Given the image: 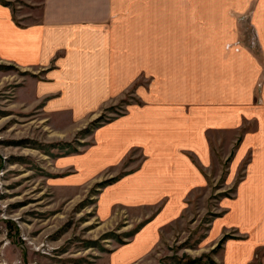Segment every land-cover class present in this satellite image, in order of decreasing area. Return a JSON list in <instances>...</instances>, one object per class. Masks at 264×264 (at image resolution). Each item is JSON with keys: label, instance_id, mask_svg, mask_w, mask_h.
Returning a JSON list of instances; mask_svg holds the SVG:
<instances>
[{"label": "crops", "instance_id": "0c3cea01", "mask_svg": "<svg viewBox=\"0 0 264 264\" xmlns=\"http://www.w3.org/2000/svg\"><path fill=\"white\" fill-rule=\"evenodd\" d=\"M238 1L43 0L39 21L23 27L0 4V59L37 68L34 99L71 122L133 87L137 100L95 131L100 165L141 151L115 200L164 199L162 214L176 216L192 194L222 185L201 247L227 235L213 253L218 264H264V0L253 17L258 63L245 49L215 46L203 27L232 21L253 0ZM92 166L83 165L87 176Z\"/></svg>", "mask_w": 264, "mask_h": 264}, {"label": "rangeland", "instance_id": "374dc122", "mask_svg": "<svg viewBox=\"0 0 264 264\" xmlns=\"http://www.w3.org/2000/svg\"><path fill=\"white\" fill-rule=\"evenodd\" d=\"M42 1L0 4L23 27L39 21ZM257 5L253 0L247 9L235 8L232 21L204 24V31L213 33L215 46L223 43L235 54L245 49L258 63ZM37 70L0 59V264H190L194 258L218 264L213 253L221 240L213 249L201 246L219 211L214 204L227 193L222 185L209 197L192 194L187 211L176 216L162 214L164 199L137 205L115 200L126 188L118 181L126 169L135 170L141 151L130 150L118 167L100 165L103 148L95 131L137 100L133 87L90 120L71 122L34 99ZM87 160L94 165L89 176Z\"/></svg>", "mask_w": 264, "mask_h": 264}, {"label": "trees", "instance_id": "16d2710c", "mask_svg": "<svg viewBox=\"0 0 264 264\" xmlns=\"http://www.w3.org/2000/svg\"><path fill=\"white\" fill-rule=\"evenodd\" d=\"M227 237V235H224L222 238H221V241H223L225 238ZM198 260L199 259H197V258H194V259H192L190 262V264H198ZM212 264H216L215 262L213 263L212 262Z\"/></svg>", "mask_w": 264, "mask_h": 264}]
</instances>
